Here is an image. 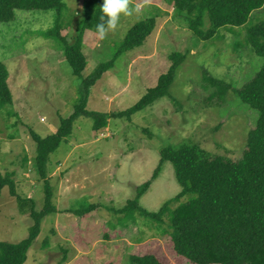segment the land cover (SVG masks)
Listing matches in <instances>:
<instances>
[{
  "label": "rangeland",
  "instance_id": "obj_1",
  "mask_svg": "<svg viewBox=\"0 0 264 264\" xmlns=\"http://www.w3.org/2000/svg\"><path fill=\"white\" fill-rule=\"evenodd\" d=\"M84 1L65 0L60 33L69 42ZM173 6L171 0H130V7L141 9L139 16L122 17L118 30L105 40L86 31L83 77L113 59L112 67L91 88L88 110H126L156 85L172 64V53H185L186 58L170 85L171 97L160 98L129 119L113 116L98 131L92 130V118L75 121L72 135L49 157L57 212L42 220L23 264H127L131 253H151L164 264H194L174 252L167 227L171 210L194 194L169 204L161 230L156 227L161 222L116 210L152 178L165 146L187 141L212 154L241 157L257 113L239 103L235 90L254 76L263 59L246 44L243 26L221 28L214 38L193 41L192 31ZM55 14L17 10L13 21L0 22V61L8 69L13 94V102L0 108V174L14 173L17 193L33 198L36 210L44 204V181L34 170L31 131L42 137L54 133L60 118L72 113L81 86V77L72 73L59 41L41 34L52 28ZM150 17L156 18L157 26L147 40L115 55L128 30ZM263 19L264 7L254 12L252 24ZM212 79L226 85L222 96ZM180 191L174 167L166 160L139 204L157 212ZM88 204L96 206L82 217L67 212ZM29 210L28 201L11 196L8 187L0 189V240L18 242L28 235Z\"/></svg>",
  "mask_w": 264,
  "mask_h": 264
},
{
  "label": "trees",
  "instance_id": "obj_2",
  "mask_svg": "<svg viewBox=\"0 0 264 264\" xmlns=\"http://www.w3.org/2000/svg\"><path fill=\"white\" fill-rule=\"evenodd\" d=\"M174 9L186 21L194 40L214 38L221 28L246 27L245 41L253 52L263 59L254 76L242 87L235 90L240 104L257 113L255 126L248 131L246 146L238 159H230L212 154L199 145L184 141L168 145L160 150L159 164L149 181L142 183L136 190L134 199L116 210L118 213L133 215L135 212L162 228L163 216L173 200H180L190 194L171 210L167 227L171 230L174 252L194 264H264V19L252 24L254 12L264 7V0H171ZM103 0H85L80 10L81 19L75 30L72 42L61 35L63 21L60 22L65 0H0V22L8 23L15 19L17 10H53L55 23L44 33L59 41V50L68 62L74 75L81 77V86L73 105L72 113L61 117L54 133L44 137L31 131L35 142L34 170L44 181V204L35 209L31 197L24 198L17 193L14 173L0 174V189L8 187L9 194L20 202L30 203L29 217L31 226L28 235L18 242L0 240V264H23L32 243L40 233L42 220L57 212L52 202L53 192L48 177L50 154L56 151L63 140L72 135L74 123L80 117L92 118V130L98 131L107 126L113 116L128 119L142 109L154 104L160 98L169 96V88L176 70L185 60L186 54L174 52L169 57L172 64L159 75L155 86L131 107L118 113L88 110L87 104L91 88L102 74L113 65V59L100 63L93 72L83 77L87 66L83 52L85 33L95 32L100 23ZM245 25V26H244ZM247 25V26H246ZM156 18L150 17L135 23L127 32L118 51L124 52L141 46L155 31ZM232 29V28H230ZM9 72L5 63L0 61V108L13 102V94L8 85ZM215 80V79H212ZM212 82V81H211ZM222 96L226 85L219 81ZM243 105V106H244ZM170 161L181 191L167 201L157 212H149L139 204L140 197L147 191L151 181L156 178L164 161ZM96 205L88 204L84 209H68L80 217L91 212ZM126 228V224L123 225ZM127 264H164L154 254L128 255Z\"/></svg>",
  "mask_w": 264,
  "mask_h": 264
},
{
  "label": "clouds",
  "instance_id": "obj_3",
  "mask_svg": "<svg viewBox=\"0 0 264 264\" xmlns=\"http://www.w3.org/2000/svg\"><path fill=\"white\" fill-rule=\"evenodd\" d=\"M100 23L95 27V33L99 40L103 41L109 35L118 30L122 17L139 16V7H130V0H103L100 7Z\"/></svg>",
  "mask_w": 264,
  "mask_h": 264
},
{
  "label": "crops",
  "instance_id": "obj_4",
  "mask_svg": "<svg viewBox=\"0 0 264 264\" xmlns=\"http://www.w3.org/2000/svg\"><path fill=\"white\" fill-rule=\"evenodd\" d=\"M152 4H154L155 6L158 5L157 8H161V7H160L161 4H158V3H152Z\"/></svg>",
  "mask_w": 264,
  "mask_h": 264
}]
</instances>
